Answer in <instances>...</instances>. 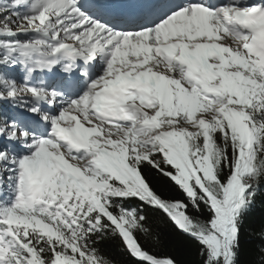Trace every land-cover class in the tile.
<instances>
[{
    "label": "snow or ice",
    "instance_id": "6c2138e0",
    "mask_svg": "<svg viewBox=\"0 0 264 264\" xmlns=\"http://www.w3.org/2000/svg\"><path fill=\"white\" fill-rule=\"evenodd\" d=\"M0 264H264V0H0Z\"/></svg>",
    "mask_w": 264,
    "mask_h": 264
}]
</instances>
